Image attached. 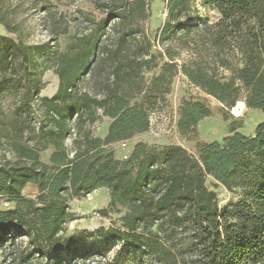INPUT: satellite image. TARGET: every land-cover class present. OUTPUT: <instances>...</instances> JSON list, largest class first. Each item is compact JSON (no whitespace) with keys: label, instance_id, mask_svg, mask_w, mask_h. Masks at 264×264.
<instances>
[{"label":"trees","instance_id":"16d2710c","mask_svg":"<svg viewBox=\"0 0 264 264\" xmlns=\"http://www.w3.org/2000/svg\"><path fill=\"white\" fill-rule=\"evenodd\" d=\"M52 1L79 0H30L42 9L54 48L21 39L10 4L0 0V24L16 35L0 34V198L15 203L0 209V240L10 239L11 263L49 255L47 264H68L52 254L81 234H61L74 216L70 202L105 187L110 199L101 213L123 214L98 236L142 248L156 264H264V120L251 135L231 129L221 141L204 142L196 128L210 108L185 99L176 126L196 140V153L138 141L119 159L112 148L149 129L146 105L162 99L179 72L225 108L243 101L264 114V0H205L218 12L214 21L201 17L196 0H165L159 53L144 29L148 0H86L99 18ZM74 25L81 31L59 51L58 39ZM36 55L58 76L50 97L40 96ZM156 68L147 85L145 72ZM103 117L110 122L100 137L94 128ZM207 177L236 200L219 207ZM29 183L34 198L22 194ZM82 263L114 259L96 254Z\"/></svg>","mask_w":264,"mask_h":264},{"label":"rangeland","instance_id":"374dc122","mask_svg":"<svg viewBox=\"0 0 264 264\" xmlns=\"http://www.w3.org/2000/svg\"><path fill=\"white\" fill-rule=\"evenodd\" d=\"M3 1L10 4L9 10L16 23V33L21 39L31 44L47 43L50 48H54L55 43L50 37L48 22L40 7H32L30 0H24L18 7L15 5L20 0ZM148 1L150 15L144 24V29L148 38L153 43L152 51L159 53L161 52V48L156 43V35L167 17L165 0ZM52 2L55 8L66 10L70 14H74V10L78 8L87 13L94 14L96 18L100 17V14L94 10L93 5L86 0H79L75 3L71 2L68 5L58 4L55 1ZM203 2L205 0H196L201 17L214 21L218 17V12L211 6L204 5ZM53 6L51 8L54 9ZM77 31H81V28L74 25L69 35L61 36L57 42V49L63 51L71 40V35ZM0 34L16 37L14 33L8 32L2 24H0ZM34 60L36 70L39 73L41 72L40 77L43 88L40 90V96L50 97L56 92L58 76L52 69H43L47 63L41 57L36 55ZM158 72L159 68L145 72L144 76L147 85L150 84L151 78ZM87 79L88 77L81 78L78 86L83 87L87 85ZM185 99L202 101L210 108L211 114L199 121L196 128L197 139L204 142L221 141L223 137L232 133L231 129L240 131L245 135H251L255 127L264 120V114L260 110L246 107L243 101L241 102L244 103V106H239L236 103L230 109L225 108L217 99L191 84L179 72L173 77L169 92L162 99L155 101L153 104L148 103L146 105L150 120L149 129L126 140L125 147H122L120 142L113 143L112 148L115 156L119 159L127 158L133 145L138 141L155 147L179 144L188 151L196 153V140L182 138L176 126L181 103ZM107 124L108 119L103 117L95 124V134L104 137ZM48 155L49 150L43 152L41 156L42 160L46 162ZM206 185L216 193L219 207L229 205L237 198L235 193L227 190L211 177L206 178ZM36 193L37 188L34 184H27L22 191L24 196L31 198H34ZM109 199L108 189L102 187L88 194L86 197L71 200L70 208L74 216L65 225V229L61 234L63 236H69L75 232H81V234H79V239L68 250H61L52 254V257L55 258L54 260L59 258L68 264H83V261L87 262L92 256L99 254V256L114 259V264H156L146 250L126 244L110 235L98 236L96 234V230L100 227L107 229L119 225V218L123 214V211H109L106 216L101 213L102 209L108 208ZM14 207V202L7 200L5 197L0 198V209H12ZM9 240H0V264H14L13 262L11 263L8 255ZM50 258L49 255H46L44 259L30 256L29 263L26 264H47Z\"/></svg>","mask_w":264,"mask_h":264},{"label":"built area","instance_id":"2783aa9c","mask_svg":"<svg viewBox=\"0 0 264 264\" xmlns=\"http://www.w3.org/2000/svg\"><path fill=\"white\" fill-rule=\"evenodd\" d=\"M121 143V146L122 147H125L126 146V141H122V142H120Z\"/></svg>","mask_w":264,"mask_h":264},{"label":"bare ground","instance_id":"6f19581e","mask_svg":"<svg viewBox=\"0 0 264 264\" xmlns=\"http://www.w3.org/2000/svg\"><path fill=\"white\" fill-rule=\"evenodd\" d=\"M237 104H238L239 106H244V103L241 102V101H239ZM234 109H235V108H234Z\"/></svg>","mask_w":264,"mask_h":264},{"label":"crops","instance_id":"0c3cea01","mask_svg":"<svg viewBox=\"0 0 264 264\" xmlns=\"http://www.w3.org/2000/svg\"><path fill=\"white\" fill-rule=\"evenodd\" d=\"M57 87H58V85H57ZM56 90H57V88H56ZM106 118V117H105ZM108 119V118H107ZM109 122H110V120L108 119V124H109ZM108 124H107V127H108ZM106 132H107V130H106ZM106 134V133H105ZM29 184H32V183H29Z\"/></svg>","mask_w":264,"mask_h":264}]
</instances>
